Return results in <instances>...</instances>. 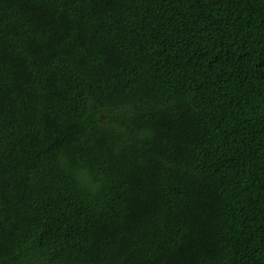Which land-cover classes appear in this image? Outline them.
I'll return each instance as SVG.
<instances>
[{"label": "trees", "instance_id": "obj_1", "mask_svg": "<svg viewBox=\"0 0 264 264\" xmlns=\"http://www.w3.org/2000/svg\"><path fill=\"white\" fill-rule=\"evenodd\" d=\"M0 264H264V0H0Z\"/></svg>", "mask_w": 264, "mask_h": 264}]
</instances>
